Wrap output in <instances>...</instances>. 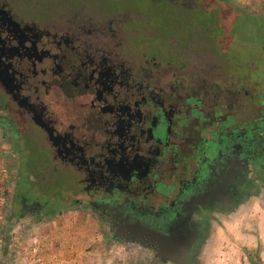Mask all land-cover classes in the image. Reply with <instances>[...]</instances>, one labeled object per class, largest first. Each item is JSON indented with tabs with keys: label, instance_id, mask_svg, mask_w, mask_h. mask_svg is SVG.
<instances>
[{
	"label": "flooded vegetation",
	"instance_id": "obj_1",
	"mask_svg": "<svg viewBox=\"0 0 264 264\" xmlns=\"http://www.w3.org/2000/svg\"><path fill=\"white\" fill-rule=\"evenodd\" d=\"M160 1L188 25L108 0H0V165L19 221L85 212L138 257L203 264L226 221L264 209V88L228 60L222 0Z\"/></svg>",
	"mask_w": 264,
	"mask_h": 264
},
{
	"label": "rangeland",
	"instance_id": "obj_2",
	"mask_svg": "<svg viewBox=\"0 0 264 264\" xmlns=\"http://www.w3.org/2000/svg\"><path fill=\"white\" fill-rule=\"evenodd\" d=\"M108 1L113 6L121 5V3L125 6L135 4L155 25L165 27L166 30H173V27L184 28L188 25V23H183V20L186 19L183 15H187L185 12L179 9L170 11L169 6L160 5L166 4L163 1L183 4L187 0H161V3H158L160 5L158 11L150 7L149 3L152 0ZM232 5L236 8H232ZM218 6L223 11V20L228 30L231 29V25H234L233 34L236 43L233 42L236 60L232 63L230 56L228 59L232 68L238 73V78L242 79L249 75L251 88L256 83L260 88H264V0H222V4H218ZM228 10L230 11L227 12ZM223 38V41L228 40L225 36ZM219 42H222V39H219ZM10 171H12L11 168L0 165V239L4 232H11L14 237L16 236V240H23L27 231L33 229L38 230L37 234L48 243L50 249H52L50 245L53 244V248H55L52 250L56 254H58L57 250L63 251L65 254L61 252L62 255L70 257L72 264H144L147 258L145 256L138 257L141 255L138 248H125L109 242L106 231H103L88 213L69 210L52 214L49 218L47 217L48 219L19 221L17 216L10 214L8 207L6 194L10 192L12 184L3 177L8 173L11 174ZM60 207L61 205L56 203L46 208V212H57ZM223 230L231 229L227 224H224V227L218 229L216 233L218 238ZM232 238L241 239L235 233ZM256 253L254 254L257 255Z\"/></svg>",
	"mask_w": 264,
	"mask_h": 264
},
{
	"label": "crops",
	"instance_id": "obj_3",
	"mask_svg": "<svg viewBox=\"0 0 264 264\" xmlns=\"http://www.w3.org/2000/svg\"><path fill=\"white\" fill-rule=\"evenodd\" d=\"M225 224L231 230H223L220 233V237L216 238L208 250L203 264H264V209H253L239 215L234 222L226 221ZM234 233L241 239H233ZM230 237L231 239H228ZM50 247L53 250L55 248L53 244ZM57 252L59 256L68 261V264H72L70 257L61 254V252L65 254L63 251L57 250ZM144 264L159 263L146 259Z\"/></svg>",
	"mask_w": 264,
	"mask_h": 264
},
{
	"label": "built area",
	"instance_id": "obj_4",
	"mask_svg": "<svg viewBox=\"0 0 264 264\" xmlns=\"http://www.w3.org/2000/svg\"><path fill=\"white\" fill-rule=\"evenodd\" d=\"M37 231L29 229L23 240H16V236H11L1 264H68L67 260L48 247V243L37 234ZM2 244L0 239V253Z\"/></svg>",
	"mask_w": 264,
	"mask_h": 264
},
{
	"label": "trees",
	"instance_id": "obj_5",
	"mask_svg": "<svg viewBox=\"0 0 264 264\" xmlns=\"http://www.w3.org/2000/svg\"><path fill=\"white\" fill-rule=\"evenodd\" d=\"M13 216V215H12ZM16 217V216H15ZM18 218V217H17ZM11 236H13V234L11 232L7 233V232H4L3 233V236L1 237V242L3 243V247L1 249V253H0V264H1V261H2V256L4 254V252H6V249L9 247V242H10V238Z\"/></svg>",
	"mask_w": 264,
	"mask_h": 264
}]
</instances>
